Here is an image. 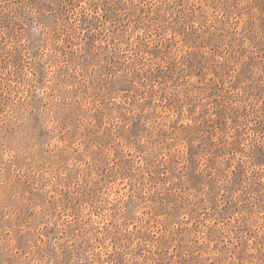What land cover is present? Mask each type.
Masks as SVG:
<instances>
[{
    "label": "rangeland",
    "instance_id": "rangeland-1",
    "mask_svg": "<svg viewBox=\"0 0 264 264\" xmlns=\"http://www.w3.org/2000/svg\"><path fill=\"white\" fill-rule=\"evenodd\" d=\"M0 264H264V0H0Z\"/></svg>",
    "mask_w": 264,
    "mask_h": 264
}]
</instances>
